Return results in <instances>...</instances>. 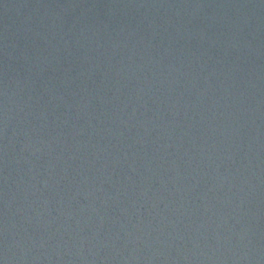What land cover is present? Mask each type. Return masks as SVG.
I'll list each match as a JSON object with an SVG mask.
<instances>
[{
    "label": "water",
    "instance_id": "1",
    "mask_svg": "<svg viewBox=\"0 0 264 264\" xmlns=\"http://www.w3.org/2000/svg\"><path fill=\"white\" fill-rule=\"evenodd\" d=\"M0 264H264V0H0Z\"/></svg>",
    "mask_w": 264,
    "mask_h": 264
}]
</instances>
